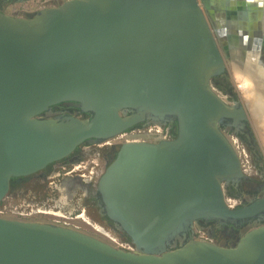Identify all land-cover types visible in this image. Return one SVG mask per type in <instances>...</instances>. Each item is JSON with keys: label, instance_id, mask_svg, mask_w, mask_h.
<instances>
[{"label": "water", "instance_id": "obj_1", "mask_svg": "<svg viewBox=\"0 0 264 264\" xmlns=\"http://www.w3.org/2000/svg\"><path fill=\"white\" fill-rule=\"evenodd\" d=\"M260 62L264 0H65L31 17L0 9V205L14 177L88 141L147 120L178 123L174 139L124 143L99 183L137 252L0 216V264H264V192L240 209L226 200V186L246 178L226 131L254 117L216 84L237 63L264 85ZM59 104L79 111H54ZM202 220L249 226L221 245L191 235Z\"/></svg>", "mask_w": 264, "mask_h": 264}, {"label": "flooded vegetation", "instance_id": "obj_2", "mask_svg": "<svg viewBox=\"0 0 264 264\" xmlns=\"http://www.w3.org/2000/svg\"><path fill=\"white\" fill-rule=\"evenodd\" d=\"M7 2H9V0H0L1 10ZM227 75L228 74H224L222 77H227ZM222 77L216 80L218 88L222 87ZM226 101L231 102L232 105L236 102L244 104L243 100H240V102L236 100L230 101L227 98ZM54 111L70 113L78 112L79 108L74 104H59L54 107ZM152 122L153 121L150 120L144 121L133 126L126 132H133L139 128H147ZM230 122H234V119H228L225 123L230 124ZM251 122V119H242L239 121V125L235 126V124H233V127L226 131L228 136L236 132L249 151L251 149H258L255 138L256 134L252 128ZM177 136L178 123L174 121L172 139ZM108 140L110 139L99 142L88 141L81 145L71 156L49 165L42 171L27 176L14 177L11 182L9 197L16 201L25 200L23 202L29 205H46L56 210H61L63 213V215H41L28 219L30 221H50L79 229L87 226L91 228L96 235L112 244L110 241L103 238L98 232L99 229L95 227V224L106 229H115L117 227L116 223L106 213L105 202L102 196H100V194L98 195L100 180L124 144L117 143L111 147L103 146L102 144ZM252 155L253 162L258 165L260 162L259 159L256 158L254 153ZM96 160L99 161L98 164ZM72 181H74V188L67 192L64 190V186ZM249 181L250 178L246 176V178L240 180L237 184L232 182L226 186L227 196L236 197L238 200V205L234 209L243 208L260 196H256L252 193L247 194L244 191L241 194L239 193V189L244 185V182ZM254 182H261L264 184V176L256 177ZM48 187L53 193L48 194V190H46ZM75 203L79 205L78 210L73 209V204ZM68 214H74L75 216L71 217L68 216ZM85 217L89 218L91 223H88L87 220L84 219ZM258 220L259 218H257V221ZM263 223L264 219L260 221V224ZM248 226L249 222H243L242 220L238 223L228 224H219L217 221L202 220L198 225L196 224L194 226V232L191 235L200 238L198 236L200 227L211 228L213 236L215 237L214 242L221 245H223L222 239L226 238V235L231 233L227 240V244H230L231 238L241 234L242 230ZM122 235L123 239L132 241L125 233Z\"/></svg>", "mask_w": 264, "mask_h": 264}, {"label": "built area", "instance_id": "obj_3", "mask_svg": "<svg viewBox=\"0 0 264 264\" xmlns=\"http://www.w3.org/2000/svg\"><path fill=\"white\" fill-rule=\"evenodd\" d=\"M172 136L173 123L162 124L158 122H152L147 128H139L133 132H124L123 134L108 140L102 145L111 147L117 143L123 144L126 142L135 141L171 140ZM229 137L241 158L245 175H253L257 164L253 162L252 156L248 152L249 150L244 146V144H241V139L236 134V132L231 134ZM96 162L97 164L99 163L98 160H96ZM257 174H259L260 177L264 176L263 174L260 175V169L257 170ZM226 200L227 204L231 208H236L238 205V200L236 197L227 196ZM23 201L25 200L16 201L8 196L0 205V216L28 220L41 215H63L61 210H56L55 208L46 205H29ZM84 219H86L88 223H91L89 218L85 217ZM95 227L96 229H99L98 232L103 236V238L110 241L114 246L131 252L138 251V247L133 241L123 239L122 234L124 232L118 226L115 229H106L95 224ZM198 236L204 240L212 242L215 241V237L213 236L211 228L200 227L198 230ZM227 240V238L222 239V244H227Z\"/></svg>", "mask_w": 264, "mask_h": 264}, {"label": "rangeland", "instance_id": "obj_4", "mask_svg": "<svg viewBox=\"0 0 264 264\" xmlns=\"http://www.w3.org/2000/svg\"><path fill=\"white\" fill-rule=\"evenodd\" d=\"M65 0H28V1H24V2H12L10 4H6L5 6H3V11L13 15V16H18V17H31L35 14H37L39 11H41L42 9L45 8H49V7H54V6H58L60 3H62ZM222 87H219V91L224 94L228 100H232V101H242L243 99V94L238 86V82L235 79V77H233L232 75H227V77H222ZM232 96V97H230ZM226 98V99H227ZM231 103V102H229ZM251 123H252V128L255 131V138H256V145L258 146V149H251L249 152L250 155H252L254 153V155L256 156L257 159H259V163L258 165H256L257 167L255 168V171L253 172V175H249L248 177L250 178L249 182H244V185H242L239 189V193L241 194L243 191L247 194L252 193L256 196L261 195L264 192V184L261 182H254L256 177H260L259 174H257V170L260 169V175H264V143H262L263 139L261 137V134L259 132V130H257V125L255 123V121L253 119H251ZM257 128V129H256ZM262 139V141H261ZM241 141V140H240ZM264 142V141H263ZM241 144L242 141H241ZM253 156V155H252ZM260 181V180H257ZM237 184V183H236ZM46 190H48V194L53 193L50 188L48 187ZM27 191V190H26ZM73 209L74 210H78L79 209V205L78 204H73ZM72 209V210H73ZM68 216H75L74 214H68ZM50 222V221H48ZM89 233H94V231L85 226L83 228H81ZM242 233V232H241ZM95 234V233H94ZM231 235V233L229 235H226V238L228 239V237ZM237 236H234V238H231L232 241H234V239H236Z\"/></svg>", "mask_w": 264, "mask_h": 264}, {"label": "bare ground", "instance_id": "obj_5", "mask_svg": "<svg viewBox=\"0 0 264 264\" xmlns=\"http://www.w3.org/2000/svg\"><path fill=\"white\" fill-rule=\"evenodd\" d=\"M233 69H234L233 74L238 82V86L243 94V97L246 99L252 111L254 121L258 128L256 129L259 130L261 137L264 141V96L260 94L261 92H264V85H261L259 83H254L250 79V77L244 74L243 71L239 70V68L237 67V63L234 64ZM256 72L260 74H264V62L262 63L260 62L257 64ZM263 141L262 143H264ZM64 188H65L64 190H66L67 192L68 190H72V188H74V181L67 183L64 186ZM236 243L237 241L234 242V244Z\"/></svg>", "mask_w": 264, "mask_h": 264}, {"label": "clouds", "instance_id": "obj_6", "mask_svg": "<svg viewBox=\"0 0 264 264\" xmlns=\"http://www.w3.org/2000/svg\"><path fill=\"white\" fill-rule=\"evenodd\" d=\"M258 75H260V74L258 73ZM261 78L264 79V75H261ZM260 94H261L262 96H264V92H261Z\"/></svg>", "mask_w": 264, "mask_h": 264}]
</instances>
